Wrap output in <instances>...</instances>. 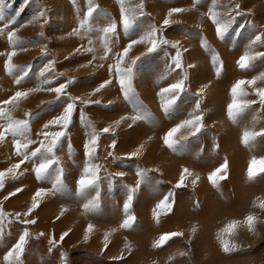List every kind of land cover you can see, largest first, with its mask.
<instances>
[{"label":"rangeland","instance_id":"1","mask_svg":"<svg viewBox=\"0 0 264 264\" xmlns=\"http://www.w3.org/2000/svg\"><path fill=\"white\" fill-rule=\"evenodd\" d=\"M95 2L119 25L120 8L117 0ZM138 2L139 0H133V3ZM192 2L193 0H144L143 10L149 15L141 18L143 24L155 23L159 26L170 8L191 9L175 14L172 19L180 23L163 30L167 39L179 40L182 49H187L183 53L185 67L188 64L195 65L194 68L188 69L187 90L180 95L171 114L165 115L157 92L161 87L174 82L178 78L179 70L159 83L157 79L165 71V65L169 62L170 56L175 54V49L162 47L141 57L135 69L133 85L140 100L153 114L155 123L137 121L129 128L128 124L131 121H125L115 128L114 136L101 135L96 160L103 169L100 207L96 212L87 214L83 212V198L76 196L75 193L76 181L87 159L84 144L90 129L82 122L81 105L77 104L67 134L56 149L60 166L64 169L63 179L67 191L44 197L40 207L30 217L37 222L27 226L30 236L23 257L24 264H64L61 260L62 252L67 254V264H264V210L253 206V201L257 197L264 199V174L252 180H249L247 175L250 160L253 157H264V137H257L248 147L241 142L245 127L256 131L264 128V105L260 104L253 90L245 86L249 92L246 99L257 102L242 113L235 124L226 114L227 105L232 99L230 89L235 81L251 79L264 72V59L254 61L253 67L248 70H241L236 64L250 39L264 32V0H238L244 14L236 16L223 41L216 36L215 26L207 16L201 15L207 12L211 0H203L195 8H192ZM221 2L226 3L227 0ZM77 4L82 16L87 9V0H77ZM38 5L47 9V22L28 24L27 22L37 12ZM0 12L5 17L4 21H0V27H3L8 19L15 17L16 24L8 30L18 29L17 36L33 41L27 45V51L18 52L13 58V62L18 65L30 66L31 71L23 88L37 85L36 76L49 59L57 61L56 72L65 73L57 84L75 77V82L67 89L73 96H86L108 78L107 64L112 62L111 57L103 62L94 61V64L105 65L103 68H94L91 65L80 67L87 64L91 54L69 55L81 43L87 45L86 40L81 41L78 36L69 35L79 24L77 8L72 0H0ZM106 22L102 16L94 21L101 26ZM251 24L256 26L255 29L250 27ZM8 30L0 35V53L11 50L7 40ZM118 31L120 40L114 46V51H119L128 40V37L123 35L122 28H118ZM41 32L44 34L43 38L39 35ZM96 35L93 33L94 39ZM201 36L220 54L224 63V71L219 77L215 74L211 53L201 47ZM42 45H47L48 55L42 53ZM95 46L97 55H102L103 50L98 40ZM145 51V45H137L130 56H137ZM253 51H264V45L254 46ZM66 56L69 58L65 59ZM5 59V55H0V101L14 94L19 87L14 83L13 77L5 71ZM205 84L208 88L201 99L205 129L197 136L183 141L179 150L173 152L164 145L162 137L176 123L189 118L188 114L193 111L197 100L195 93ZM257 86L264 87V81H258ZM54 98V93L34 92L26 100L21 101L20 109L13 113L17 119H23L25 111L36 114L31 120L33 139H38L35 134L42 130L43 124L62 110L59 103H47ZM91 99H99L101 103L84 107V116L98 131L121 116L132 114L131 105L123 99L115 82ZM253 117H256L255 122ZM179 135L177 134V138ZM112 139L117 141L114 149L108 147ZM214 143H219L218 150H213ZM141 144H144L141 155L129 158L128 154ZM108 151H112L114 156L120 159L107 156ZM18 159L14 154L12 137L8 136L0 143V170L17 163ZM225 160L227 178L219 180L218 186L214 187L209 182L208 175L225 163ZM185 167L198 175L199 180L193 185L192 177H188L185 186L177 188L175 185L181 170ZM24 168H28L29 171L24 172L17 180L6 179L5 188L0 190V206L6 213L11 214L12 219V223L7 219L3 223L0 264H4V253L25 227L15 221V213L26 211L31 205V197L35 190L40 187L50 188L51 179L56 175V166H53L48 179L37 181L34 173L30 171L31 162L22 165L21 171ZM138 170H146L142 180L137 176ZM116 172H124L125 175L109 177V173ZM138 181L140 183L136 187ZM18 187L24 190L4 200V196ZM130 187H136L130 209L136 219L131 228L122 229L119 225L125 218L123 204ZM169 191L173 192V210L167 215L161 214L157 223L153 218V209ZM91 194L94 195V192ZM62 209H66L63 215ZM249 213L258 217L256 234L248 232L246 228H239L235 238V242L240 246L239 250L232 253L223 252L216 239L217 231L229 220H242ZM57 216H60L59 220L56 219ZM89 223L93 224L95 229L85 241V229ZM193 225L197 227L194 235L190 232ZM111 229L117 230L110 235V242L105 249L104 233ZM172 231H183L184 236L175 237L160 248L153 247L154 241L161 234ZM41 232L44 233L43 236L39 235ZM63 232H68V236L49 253V238L54 233L59 241ZM189 239L191 244L188 243ZM126 243L131 246L130 250L125 248ZM181 251L188 252V255L180 256L178 253ZM121 254L122 260L113 259ZM170 256H175V259L169 260Z\"/></svg>","mask_w":264,"mask_h":264},{"label":"snow or ice","instance_id":"2","mask_svg":"<svg viewBox=\"0 0 264 264\" xmlns=\"http://www.w3.org/2000/svg\"><path fill=\"white\" fill-rule=\"evenodd\" d=\"M203 0H193L192 8L200 5ZM72 3L77 8V15L79 17L78 27L74 28L69 35L78 36L81 41H87V45L81 43L77 46L70 56L88 53L91 54V59L87 61V64H82L80 67L93 66L94 68L105 67L104 63L94 64V61H107L111 57L112 62L107 64L108 78L104 79L99 83L93 90L86 94L84 97L73 96L67 89L70 85L75 82V77H70L62 83H56L60 77L64 76L63 72H56L55 65L57 61L55 59H49L47 63L39 70L36 79L38 83L32 88H23V84L26 78L29 76L31 71L30 66L18 65L13 62V58L18 54V52L27 51V45L33 43L31 40H24L17 36L18 29L12 28L8 30L12 25L16 24L15 17L7 20L0 27V35L7 31V40L10 45L11 50L6 53H0V55H5L4 69L10 76L13 77L14 83L19 86L18 90L14 92L7 99L0 101V143L4 142L8 136L12 137V146L14 148V154L18 157V162L11 164L8 168L0 170V190L5 188V181L8 178L12 180H17L19 176H22L24 172L29 171L28 168H24L21 171V166L26 162H31L30 171L34 173L35 179L37 181H44L50 177V170L53 166H56V175L51 179V187L45 188L40 187L35 190L31 197V205L26 211L16 212L14 219L22 225H25L23 231L19 234L16 241L7 249L3 255L4 264H24V255L26 252V245L28 244V238L30 233L27 226L33 225L37 221L30 218L33 212L40 207L41 201L46 196H55L58 193H65L67 191L66 185L64 183V169L60 166V160L56 155V149L60 144L63 137L67 134V129L72 123L73 113L77 109V104L81 105L80 115L81 120L90 129L88 133V139L84 144L86 161L82 169V173L77 179L76 196L83 198L84 202L82 204L84 214L94 213L100 207V184H101V172L102 165L97 163L98 159L97 153L100 148V140L102 134L115 135V128H118L121 123L125 121H131L128 127L131 128L133 124L137 121H145L148 123H155L154 116L148 110L147 106L143 104L140 100L136 89L133 85V78L135 76V69L138 61L141 57L150 53L156 52L162 47H170L175 49V54L170 56L169 62L165 65V71L158 76L157 83L160 80L166 79L172 73H177L178 78L174 82L169 83L166 87H161L157 92V96L161 101V108L165 115L171 114L180 98V95L184 93L186 88V82L188 81V69L194 68L195 65L188 64L185 67L183 53L187 51L186 48L181 47L180 41H171L167 39L163 30L170 27L173 24L180 23L177 20L172 19L175 14L190 11L191 9H185L181 7H172L168 10L167 15L163 19L162 24L159 26L155 23L143 24L141 18L149 14L144 12V0H139L138 3H133V0H117L120 8L119 14V25L117 21L100 8L99 4L95 0H87V9L83 12L82 16L80 14V9L77 4V0H72ZM219 9H224L220 11ZM47 9L38 5L37 12L33 17L27 22L28 24L38 23L40 21L47 22L46 20ZM241 11V4L238 0H227L226 3H222L221 0H211V4L208 6L206 13H202L203 16L212 22L215 26L216 36L220 40H224L228 35L232 25L235 22L236 16L243 15ZM102 16L107 22L101 26L94 21ZM5 17L2 12H0V21H4ZM24 25H21L23 27ZM42 26V25H41ZM199 27V25H197ZM250 27L255 29V25L251 24ZM118 28H122L123 35L128 37L127 42L122 46L119 51H114V46L119 43L120 33ZM93 33H96L95 39L93 38ZM40 37L43 38L44 34L41 32ZM99 41L100 46L103 50L102 55H97L96 41ZM261 44L264 45V32L256 34L254 38L250 39L246 50L236 61V64L241 70H248L253 67L254 61L259 59H264V51H253L254 46ZM137 45H145L146 51L137 56H130V53ZM201 47L211 53V62L215 68V74L217 77L221 75L224 71V63L220 58V54L211 48L206 38L201 36ZM42 53L48 55L47 45H42ZM167 55V53H166ZM69 57H65L68 59ZM258 81H264V72L260 73L258 76H254L251 79H238L231 86V102L227 105L226 114L227 117L235 124L237 123V118L244 113L247 109L251 108L255 104L256 100H248L246 97L249 92L246 91L245 86L251 88L254 94L259 98L261 105H264V87L257 86ZM118 85L119 91L123 96V99L132 107V114L123 115L119 119L113 121L106 127H103L99 131L95 128L93 124L87 121L84 116V107L91 105H98L101 103L99 99H91L97 93L113 85V83ZM208 85H202L198 91L195 93L197 100L192 112L188 114L189 118L181 120L171 127L162 137L164 145L176 152L179 147L182 146V142L189 139V137H195L200 134L205 129L204 124V113L201 110V99L204 95L205 90ZM46 91L49 93H54L55 98L53 101H49V104L59 103L62 105V110L52 119L43 124L41 131L37 132L35 135L38 139L32 138L31 130V120L35 113L31 111L24 112L23 119H17L14 117L13 113L20 109L21 101L26 100L32 93ZM111 103V102H109ZM43 104V102H42ZM256 117H253L255 122ZM58 129V130H51ZM177 134H180L177 138ZM257 137H264V128L259 131L249 129L245 127L242 132L241 142L246 147L250 146L252 142L255 141ZM151 139V137H149ZM117 141L115 139L111 140L109 148L114 149L116 147ZM220 147L219 143H214L213 150H218ZM144 148V144H141L136 150L128 154L129 158L138 157ZM107 156L113 159H120V157L114 156L112 151L107 152ZM158 170V169H157ZM227 171V161L221 164L219 167L215 168L208 175L209 182L214 186H218V181L226 179ZM146 170H138L137 176L143 179ZM264 174V157H253L248 166L247 175L248 179L252 180L256 176ZM111 176L125 175L124 172L109 173ZM188 177H192V184L195 185L199 176L192 173L188 168H183L180 172L179 180L175 187L185 186V180ZM111 184V180L109 181ZM140 181H138L136 187L139 186ZM136 187L128 188L127 198L123 204V212L125 218L120 223L119 227L122 229H129L133 226L135 222V216L131 214L130 209L134 199V193ZM24 189L22 187L16 188L14 191L9 192L4 196V200H8L10 197H14L17 193H21ZM94 192V195L91 193ZM253 206L264 210V199L257 197L253 201ZM174 200L173 192L169 191L153 209V218L159 223V218L161 214L167 215L173 210ZM197 207L199 203L197 202ZM66 209L61 210V215H63ZM12 223L11 214L6 213L2 206H0V239L3 238L4 228L3 223L5 220ZM57 220L60 216L56 217ZM258 222V217L253 213L247 214L242 220L231 219L219 228L216 234V239L219 242L221 249L225 253H232L239 250V245L235 242L237 236V231L239 228H246L248 232L256 234V224ZM95 226L89 223L85 229L84 240L87 241L90 238V234L94 231ZM117 229H111L104 233L103 244L104 248L107 249L109 244V237L112 232ZM197 231V227L193 225L190 232L194 235ZM68 232H63L59 241H57L55 234L49 238V248L48 252L51 253L53 249L62 243ZM39 235L43 236L44 233L41 232ZM183 231H172L163 233L159 236L157 240L154 241L153 247L160 248L167 244L175 237H183ZM191 244V239L188 241ZM125 248L129 249L131 246L125 244ZM180 256H187L188 252L181 251L178 253ZM114 260H122L123 254L120 256L113 257ZM175 256H170L169 260H174ZM61 260L64 264H67V254L61 253Z\"/></svg>","mask_w":264,"mask_h":264}]
</instances>
